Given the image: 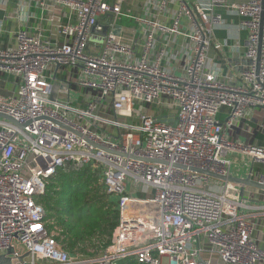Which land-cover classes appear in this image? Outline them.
<instances>
[{"label": "built area", "instance_id": "1", "mask_svg": "<svg viewBox=\"0 0 264 264\" xmlns=\"http://www.w3.org/2000/svg\"><path fill=\"white\" fill-rule=\"evenodd\" d=\"M9 1L0 0V75L14 88L0 94V114L23 128L0 119V257L264 264V191L240 196L239 184L189 170L233 177L239 155L251 165L240 179L264 185V145L246 139L264 110V0H13L11 37ZM225 16L239 18L236 29ZM219 30L247 34L239 82L215 73ZM59 78L67 100L51 102ZM85 166L118 211L111 245L91 258L63 249L37 202L56 170Z\"/></svg>", "mask_w": 264, "mask_h": 264}, {"label": "trees", "instance_id": "2", "mask_svg": "<svg viewBox=\"0 0 264 264\" xmlns=\"http://www.w3.org/2000/svg\"><path fill=\"white\" fill-rule=\"evenodd\" d=\"M37 202L44 210L48 231L60 230L54 238L71 256L91 258L111 245L118 224L116 202L105 194L91 166L56 170ZM121 264L137 263L129 258Z\"/></svg>", "mask_w": 264, "mask_h": 264}, {"label": "crops", "instance_id": "3", "mask_svg": "<svg viewBox=\"0 0 264 264\" xmlns=\"http://www.w3.org/2000/svg\"><path fill=\"white\" fill-rule=\"evenodd\" d=\"M232 2H244L246 0H231ZM14 1L10 0L7 3V13H11V18L9 21L5 22L10 33L9 36H12L13 31L19 25V21L14 19L15 9ZM4 17L3 12L0 11V22ZM224 20L226 24L231 29H236L237 24L239 23V18L235 16H225ZM232 36L226 31L219 30L214 33V43L210 50L209 56L212 57L218 64V68L215 70V73L219 76L220 79L230 80L232 82H239L240 70L243 65V59L241 58L242 51L246 47V32L239 31L237 34L235 32L231 33ZM225 41L226 43L224 44ZM235 51V55L232 53ZM13 83L11 78L6 75H0V94L6 95L13 90ZM222 118V115L219 117ZM248 129L252 132L251 136L245 137L250 143L256 145H264V110H256L253 115L250 116V120L247 121ZM242 135L244 133H240ZM233 161V160H232ZM234 164V162H233ZM251 165L248 160L246 163L240 162L237 167V170H233V165L231 167V173L233 177L242 178L246 176V173L250 172ZM259 169V167L254 166ZM261 226L264 227V218L261 219ZM258 244L260 247L264 248V236L261 239H258Z\"/></svg>", "mask_w": 264, "mask_h": 264}, {"label": "water", "instance_id": "4", "mask_svg": "<svg viewBox=\"0 0 264 264\" xmlns=\"http://www.w3.org/2000/svg\"><path fill=\"white\" fill-rule=\"evenodd\" d=\"M103 34H104V32H103ZM0 119L11 123L12 125H14L15 127L19 128V129L23 128V125H20L14 119H12L11 117H8L6 115L0 114ZM157 119L159 121H164L165 120L164 116H159ZM95 147H97V146H95ZM97 148L100 149L99 147H97ZM119 155L122 156L121 154H119ZM130 158L135 159L133 156L130 157ZM143 161L164 164L163 162H160V161H150V160H143ZM175 167L181 168V169H185V167H178L177 165H175ZM189 170L193 171V172H196V173H199V174H202V175H205V176H207V177H209V178H211L213 180H216V181H220V182L228 181V182L239 184L240 185V196H242V194H243L244 187H251L253 189L264 191V185H260V184H258L256 182L250 180L249 178L240 179V178H236V177H222L220 175L211 173L209 171L201 170V169H192L191 168ZM11 252H12L11 250L8 251V253H11ZM0 263L1 264H8V261H6L2 257H0Z\"/></svg>", "mask_w": 264, "mask_h": 264}, {"label": "rangeland", "instance_id": "5", "mask_svg": "<svg viewBox=\"0 0 264 264\" xmlns=\"http://www.w3.org/2000/svg\"><path fill=\"white\" fill-rule=\"evenodd\" d=\"M124 23H126L124 21ZM51 92H50V95H49V100L51 102H55V101H59V102H66L67 100V94H66V90H67V87H66V84L59 78L57 80H53L51 81ZM247 159L245 157L242 158V156H239V155H235L234 158H233V168H232V171L233 170H237V167L238 165L240 164V162L242 163H246ZM59 229H56L53 231V234L55 237L58 236L59 234ZM86 253L90 254L91 253V250H86ZM87 258V257H86Z\"/></svg>", "mask_w": 264, "mask_h": 264}]
</instances>
